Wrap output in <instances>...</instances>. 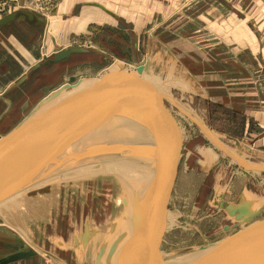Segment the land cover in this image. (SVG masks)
Returning a JSON list of instances; mask_svg holds the SVG:
<instances>
[{
  "label": "rangeland",
  "instance_id": "obj_1",
  "mask_svg": "<svg viewBox=\"0 0 264 264\" xmlns=\"http://www.w3.org/2000/svg\"><path fill=\"white\" fill-rule=\"evenodd\" d=\"M63 1L0 0V18L9 14L14 5L15 10H25V7H31L38 11V14L44 15L39 17L50 22V30L48 32L41 31V41L38 43L37 51L33 54L34 57L29 59L28 66L25 67L30 69L23 73V71H20L21 66L19 64L14 63L12 65V78H17L12 86L23 78L26 79L25 82L23 84L20 82L17 86L19 89H14V93L7 94L12 86L5 90L0 88V102L2 97L4 98L3 102H5V107L0 108V120L9 109L11 102L13 104L12 118L5 121V125L2 127L3 134L0 136L14 132L23 124L30 123L41 112L47 108L51 109V106H55L62 99L91 87L97 79H100L111 70V65L109 66L105 62L107 60L116 69L118 66H123L124 60L130 61L132 65H139L143 61L147 62V56L151 55V51L153 54L159 55L158 52H161V54H165V57L169 56L168 51L164 49L166 47L159 46L160 49H158V46L156 47L152 41L148 42L145 37L141 36L138 42L139 51L137 52L139 58H137L139 60H137L134 39L132 36L129 38L125 31L119 35L116 31L118 30L117 27H113L116 23L108 14L98 9L96 11L100 13L99 18L96 22H90L92 17L89 14H93L92 11H95L94 6L90 8L92 11L86 9L87 16L84 19L77 16L72 20L69 18L70 15L67 14L63 18L51 17L50 12L57 5H62ZM16 2H18L19 7ZM84 2L88 1L84 0ZM76 12H78L77 9ZM174 26L172 25V27ZM47 28L49 29V27ZM52 37L56 38L58 45L62 44L65 48L82 49L91 51L92 54H78L69 59L65 63V66L68 65V67L64 71L54 70L56 68L51 69L54 65L34 69L36 63L43 64L45 58H53L56 47L52 42ZM170 37L171 35H168L167 40ZM157 60L156 58L154 61L152 60L153 64L158 65ZM168 62L169 58H166L162 65L163 68H157L159 71L157 74L164 73L161 72L163 69L166 71L165 63ZM147 65H149L148 62L144 66L145 69H147ZM153 69L154 67L151 70L153 71ZM164 75L165 80H162L161 90L169 101L160 99V108L163 116H167L173 126H170V131L166 135L167 151L161 170L163 186L166 188L167 203L162 216V231L157 239V252L163 260L171 261L186 257L194 251L236 231V222L229 217L228 211L221 207L220 201L226 199L228 204L234 203L241 192L242 186L238 184L240 183L238 180L232 186L233 192L236 193L233 194L230 189L233 195L228 193L229 195L225 194L222 197L223 185L218 187L217 181L220 178L222 181L228 180L232 174L236 173L237 169L231 155L228 154L227 156L222 145L210 144L223 158L217 162L208 175L206 174V168L198 167V163L202 162V157H205L206 161H209L208 158L214 157L202 150H198L199 153L194 152L195 154H191L194 147L192 141L200 132H203L202 122L196 120V116L191 114V109L188 106L191 100L181 91L176 90L179 88H173L172 83H168V72ZM71 77L76 78V81L71 85L72 88H63L69 83ZM26 93L29 94V98L24 99ZM55 93H58V96L53 98L52 96ZM19 101L21 102L19 103ZM196 104L210 111L208 113L210 114L208 123L214 130L228 134V140L232 145V149H228L229 151L242 156L247 154L258 166L263 165V161L257 156H253L252 153L235 150L240 145L238 142L244 144L243 141L249 139L242 127L243 120L240 116H233L232 113L214 105L208 106L200 102ZM166 123L168 126L169 123L167 121ZM174 128L177 133L174 132ZM208 140L210 141L209 138ZM251 172H254L255 178H247L251 180L250 185H253V193L244 192L243 196L247 195V200L249 198L252 200L259 198L260 204L254 205V208L260 209L264 202V196L263 201L260 199L261 191L264 192V172ZM217 176L218 178L220 176V178L218 179ZM234 176H237V174ZM52 178L55 177L49 178L48 181L51 182L45 186H41V183L38 188L25 191L24 198L27 199L31 196L30 199L32 198L34 201L28 203L26 209L21 210L15 206L10 212L0 213V241L9 243L13 241L21 246H28L33 248L38 255L45 256L49 254L55 256L57 254L64 264H92L91 260L93 255L96 254L97 249L94 251V248L97 247V242H90L86 247L82 244L78 254L75 241L84 234L85 225L105 232L109 229L110 223L116 222L121 211L114 210L111 213L98 196L92 194H89L90 197L87 196L86 187H89V184H85L86 190L71 185L73 189L69 191L64 190L69 189L70 186L61 184L63 180H56L55 182ZM224 192L226 193V189ZM44 195L50 197L55 209L51 205L46 207L41 203ZM226 226L230 227L231 232L224 230ZM57 241L62 246L58 245ZM43 247L47 248L43 249ZM59 249H61L60 253ZM1 250L0 255L5 253V249L1 248Z\"/></svg>",
  "mask_w": 264,
  "mask_h": 264
},
{
  "label": "water",
  "instance_id": "obj_2",
  "mask_svg": "<svg viewBox=\"0 0 264 264\" xmlns=\"http://www.w3.org/2000/svg\"><path fill=\"white\" fill-rule=\"evenodd\" d=\"M14 23L48 27L44 18L28 10H15L13 5L12 11L0 18V28ZM53 44L56 47L53 58H45V63L37 64L34 69L89 53L58 47L54 40ZM146 63L132 65L124 60L123 66L116 69L111 64V70L91 87L72 94L14 132L0 136V205L45 182L68 164L87 160L103 165L126 162L127 171L123 175L136 187L130 200H124L128 210L125 226L107 254L100 250L96 264H264V202L260 209L254 208L260 200H247V195L235 204L221 201V207L236 222L234 233L180 259L165 261L158 254L157 239L167 203L161 170L167 151L166 135L173 124L160 108V99H169L145 69ZM75 81L76 78H70L63 88H72ZM125 124L135 126L138 131L130 146L113 145L104 135L98 138L110 126ZM202 130L211 140L204 125ZM174 132L177 133L175 128ZM232 160L244 171L264 172L263 167L242 156H232ZM87 229L81 236L83 242L87 241ZM224 230L231 232L229 226ZM4 246L14 252L0 257V264L36 256L30 248Z\"/></svg>",
  "mask_w": 264,
  "mask_h": 264
},
{
  "label": "crops",
  "instance_id": "obj_3",
  "mask_svg": "<svg viewBox=\"0 0 264 264\" xmlns=\"http://www.w3.org/2000/svg\"><path fill=\"white\" fill-rule=\"evenodd\" d=\"M87 1L64 0L62 5H57L50 12V16L63 18L67 14L72 20L77 16L84 19L87 16L86 9L92 11L90 8L94 6L95 11L89 16L92 17L90 22H96L100 15L96 10H101L99 7H102L113 15L109 17L116 23L113 27H117L116 31L119 35L125 31L129 38L132 36L135 41V52L139 51L138 42L141 36L148 42L152 41L158 49L159 46L166 47L164 49L168 51V57L161 52H158L159 55L153 54L152 51L151 55L147 56L149 63L147 70L156 83L162 87V80H165L164 73L168 72V83H172L173 88H179L176 90L181 91L191 100L188 105L191 114L195 115V119L202 122L209 134L227 150L232 149L228 134L214 130L208 123L210 111L197 106L196 103L214 105L232 113L233 116H240L243 120L242 127L249 139L243 141L244 144L237 141L240 145L235 150L252 153L263 161V165L259 166L264 167V0ZM25 8L38 17L44 16L31 7ZM38 27L40 26L29 27L25 23H14L0 28V88L8 89L17 81V78H12L14 63L21 66L20 71L23 73L30 69L25 67L37 51L38 43L41 41V31L50 30V22H48L49 29ZM168 35H171L169 40H167ZM53 40L58 47H63L62 44L58 45L56 38L52 37V42ZM136 55H139L138 52ZM155 58L159 59L158 65L152 62ZM166 58H169V62L165 63L166 71L163 69L161 72L164 73L157 74L159 72L157 68H163ZM108 65L110 66L111 63ZM152 67H154L153 71ZM208 138L204 132H200L192 141L194 147L191 151V154H195L194 152L199 153L198 150H202L214 156L208 158L209 161L202 157L201 165L198 163V167L207 169V175L223 158L213 149V145L210 144L214 143ZM242 157L257 165L247 154ZM235 174L237 176H234ZM235 174L226 181H222L220 176V179L217 176L219 179L217 186L223 185L222 197L225 194L229 195L228 193L232 194L230 189L233 192L232 186L239 180L238 184L242 186L241 192L234 204L240 200L244 192L253 193V185H250L249 179L255 178L254 172L244 171L238 166ZM235 193L234 191L233 194ZM260 196L262 200L263 191ZM222 200L228 203L226 199ZM4 244L21 246L13 241L12 243L0 241V250L5 249V253L0 257L14 252L8 250ZM60 251L61 249L59 253ZM53 256L36 254L34 257L11 264H64L57 254Z\"/></svg>",
  "mask_w": 264,
  "mask_h": 264
},
{
  "label": "bare ground",
  "instance_id": "obj_4",
  "mask_svg": "<svg viewBox=\"0 0 264 264\" xmlns=\"http://www.w3.org/2000/svg\"><path fill=\"white\" fill-rule=\"evenodd\" d=\"M16 3L18 4V2H16ZM18 7H19V4H18ZM38 28H41V27H38ZM89 53H90L89 55L92 54L91 51ZM75 56H77V55L72 56V58ZM137 60H138V58H137ZM105 62L107 64H110L108 62V60ZM65 63L66 62L61 63L59 65L57 64V66L54 65V67H52L51 69L56 68L54 70L64 71L68 67V65L65 66ZM33 68H31V69H33ZM24 80H26V79L22 80V84L25 82ZM17 86L18 85L12 86V89L11 90L9 89L7 94L14 93L16 88H18ZM29 92L31 94L30 90H29ZM57 96H58V93H55L53 98H56ZM70 96H68V97H70ZM68 97L62 99L57 104H59L60 102H62L65 99H67ZM26 98H29V94L27 95V93L24 95V99H26ZM53 106H51V108ZM49 109L50 108H47L43 112L48 111ZM43 112H41V113H43ZM10 118H12V116L9 117V119ZM137 133H138V131H137L135 126H133L131 124H125V125L116 126V127L110 126L108 130L106 129L103 133L99 134L98 138H102L104 135L106 140L111 141V143L113 145L130 146L131 141L135 140L134 135H136ZM211 140L215 145H218V144L220 145V143L213 136H211ZM96 141L97 140L95 139V142ZM94 144H92V146H94ZM224 152L227 154V156H228V154L231 155V158H232V156L236 157V158L241 156V155H237L236 153H232L231 151H229L227 149H225ZM64 158H66V157H64ZM126 166H127L126 162H121V161L117 162L115 164H113V162H109L107 165H103V164H99L95 160H87V161L74 162L72 164H68L65 167H62L55 175L51 176V177H55V178H52L55 180V182H56V180H58V181L63 180V182L61 184H65V185L70 186L69 189H64V190H69V191L72 190L73 188H71V185L76 186V188L80 187L81 189L83 188L84 190L87 189V191H86V192H88L87 196L90 197L89 194L98 196L99 199L103 202V204L107 207V209H109L111 211V213L114 210H120L121 211V214L118 216L116 222L110 223L111 225H109V229L106 230L105 232H101L100 230H96L95 227L92 229V228H90V226L87 225V228H88L87 229V231H88L87 232V235H88L87 241L83 242L81 236L77 240L75 239L76 241L74 240L76 243H78V245L75 243V246L77 247L78 254L80 253V246H82V244L84 247H86L90 244V242L91 243L94 241L97 242V247H96L97 250L95 252L96 254L94 253L95 255H93V258L91 260L92 264H96L97 255L100 252V250H102V252L104 251V254H107L112 241L118 237L121 229L123 228V226H125L124 223H125V219L128 215V210H127V207L124 205V200L129 201L128 199L131 197V191L134 189V187H136L134 182H132V181L129 182L127 180L126 176L123 175V174H126V171H127ZM260 167L262 168L263 166H260ZM119 170L121 172L123 170V173L119 172ZM50 182H51L50 180L49 181L45 180V182H43L41 186H45V185L49 184ZM85 184H89V187H86V189H85ZM39 186L40 185H37V186L32 187V188H38ZM24 194H25V191L22 192L21 194H18L16 196L12 197L11 199L4 202L3 204H1L0 205V213L4 214L7 212H10L11 210H13V208L15 206L21 210L26 209L28 203L34 202V201L32 198L30 199L31 196L29 198L25 199ZM84 195H86V194H84ZM26 196H28V195H26ZM41 203L43 205H45L46 207H49L51 205L53 207V209H55V206H54L52 200L50 199V197H47L46 195H44ZM113 220H112V222H113ZM84 228H86V225ZM59 244H60V246H62L61 243H58V245ZM94 251H95V248H94Z\"/></svg>",
  "mask_w": 264,
  "mask_h": 264
},
{
  "label": "flooded vegetation",
  "instance_id": "obj_5",
  "mask_svg": "<svg viewBox=\"0 0 264 264\" xmlns=\"http://www.w3.org/2000/svg\"><path fill=\"white\" fill-rule=\"evenodd\" d=\"M136 57H139V56H137V55H135ZM6 98V97H5ZM7 99V98H6ZM8 101H10L9 99H7ZM4 98L2 97L1 98V102H0V108H2L3 107V105H4ZM11 102V101H10ZM3 111V110H2ZM10 116H12V102H11V105H10V107H9V109L6 111V113H5V115L3 116V118L0 120V135L1 134H3L2 133V127L5 125L4 123H5V121L10 117ZM4 129V128H3ZM9 130V129H8ZM5 135V134H4Z\"/></svg>",
  "mask_w": 264,
  "mask_h": 264
}]
</instances>
